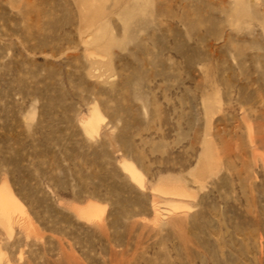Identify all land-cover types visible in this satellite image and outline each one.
Listing matches in <instances>:
<instances>
[{
  "label": "rangeland",
  "instance_id": "rangeland-1",
  "mask_svg": "<svg viewBox=\"0 0 264 264\" xmlns=\"http://www.w3.org/2000/svg\"><path fill=\"white\" fill-rule=\"evenodd\" d=\"M5 187L0 264H264V0H0Z\"/></svg>",
  "mask_w": 264,
  "mask_h": 264
},
{
  "label": "bare ground",
  "instance_id": "bare-ground-1",
  "mask_svg": "<svg viewBox=\"0 0 264 264\" xmlns=\"http://www.w3.org/2000/svg\"><path fill=\"white\" fill-rule=\"evenodd\" d=\"M99 121L97 112H93L90 118L86 119L85 125L87 130H95ZM125 170L131 175L132 179L138 183L143 182V177L140 171L130 162H124ZM18 207L16 199L12 196L11 191L5 187L4 190L0 191V213L3 217L10 219V214ZM100 209L97 205H90L87 210L81 212L86 218L91 219ZM6 219V220H7Z\"/></svg>",
  "mask_w": 264,
  "mask_h": 264
}]
</instances>
